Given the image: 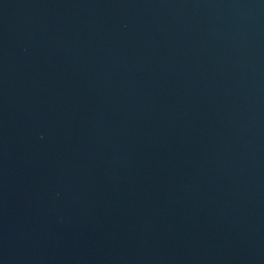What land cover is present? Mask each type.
Listing matches in <instances>:
<instances>
[{"label":"water","instance_id":"95a60500","mask_svg":"<svg viewBox=\"0 0 264 264\" xmlns=\"http://www.w3.org/2000/svg\"><path fill=\"white\" fill-rule=\"evenodd\" d=\"M0 264H264V0H0Z\"/></svg>","mask_w":264,"mask_h":264}]
</instances>
